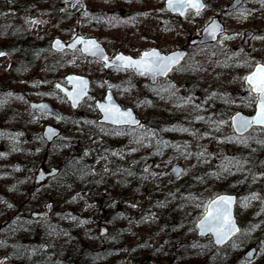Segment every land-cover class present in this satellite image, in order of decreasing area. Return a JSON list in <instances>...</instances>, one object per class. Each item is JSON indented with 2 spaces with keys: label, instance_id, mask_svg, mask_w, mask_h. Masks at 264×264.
<instances>
[{
  "label": "rangeland",
  "instance_id": "rangeland-1",
  "mask_svg": "<svg viewBox=\"0 0 264 264\" xmlns=\"http://www.w3.org/2000/svg\"><path fill=\"white\" fill-rule=\"evenodd\" d=\"M204 1L205 7L199 15L190 10L185 17H180L167 11L165 0H80L75 7H72L74 0H69L68 4L64 0H0V52L6 53L0 56L2 79L13 59L18 57L19 46L26 41L27 35L40 44L50 42L55 36L69 40L78 34L95 35L110 54L125 51L139 55L152 46L165 52L180 47L189 49L184 63L156 84L128 70L105 69L99 60L79 50L62 53L60 59L64 61H58L60 68L52 64L56 67V76L51 84L70 72L89 75L93 80L92 98L85 100L78 109H72L66 98L56 89L51 91L50 83L45 82V77L50 75L46 62L56 57L52 50V53L37 51L35 75L29 86L21 82L16 85L17 91L13 87L0 86V97L6 101V96L13 93L9 100L14 107L12 110L18 109L30 121L27 130L18 132V127L9 125L0 130L6 141L10 139L12 161L19 157L20 147H23L22 153H28L22 168L23 172L30 169L27 173L30 182L34 183L39 166L47 169L59 166L65 149L93 158L94 174L91 181L84 183L85 188L76 181L71 184L68 170L35 185V210L45 211L46 203L51 201L50 215L45 220L52 222L61 217L58 211L65 199L82 213L86 205L95 208L100 198V203L109 211L108 217L117 224L111 226L105 222L98 228L99 234L109 236L119 228L132 236L131 249L124 255L126 264L141 261L135 257L147 252L148 247L155 248L151 264H178L171 256H162L163 249L156 247L161 235L156 233L158 228L151 220L155 213L151 211L153 203L161 198L164 199L161 202L172 198L175 184L176 187L177 184L185 185L173 182L168 173L176 162L183 163L187 173L188 169L195 171L194 166H207L217 175L212 181L217 183L218 189L238 194L236 213L242 231L231 247L235 250L259 241L255 258L246 264L264 262V230L259 231V227L264 228V131H252L239 137L228 129L232 112L237 109L251 111L252 108L243 75L255 62L264 61V5L259 0H243L237 9L228 11L227 5L232 0ZM244 9L250 13H245L247 18L240 15ZM217 15L226 27L218 41L190 45V40L200 36L206 23ZM29 20L43 22L30 24ZM246 29L254 31L247 43L244 42ZM228 36L234 38L226 39ZM108 87L115 91L123 105L136 108L144 120L141 128L116 129L97 122L99 113L92 101L94 97H102ZM47 92L52 94L45 96L43 93ZM188 97H191L190 102ZM41 98L61 108L63 118L56 120L32 113L29 101ZM47 122L61 128L56 150L51 149L50 153L44 147L41 133ZM0 145H4L3 142ZM35 148L36 155L39 154L36 158L29 153ZM228 160L233 165L239 161V165H230L229 170L224 171L222 165ZM12 161L0 159V177L11 173ZM64 188L68 191L66 196L60 192ZM188 191L190 200L202 201L205 195L217 190L199 189L197 194L194 190ZM253 193L257 194L256 199L251 198ZM37 218L33 219L34 224L38 223ZM7 253V250L0 251V264H13ZM243 253L242 250L238 255L243 257ZM202 261L203 258H196V263Z\"/></svg>",
  "mask_w": 264,
  "mask_h": 264
},
{
  "label": "trees",
  "instance_id": "trees-1",
  "mask_svg": "<svg viewBox=\"0 0 264 264\" xmlns=\"http://www.w3.org/2000/svg\"><path fill=\"white\" fill-rule=\"evenodd\" d=\"M32 38L27 35L26 41L21 43L20 53L17 58L13 59L6 71L5 79L0 78V86L13 87L15 91L18 89L16 85L21 82L29 86V82L35 75L33 70L37 64V51L52 53L49 42L40 44L32 41ZM65 52L68 51L55 52L56 57L46 62L45 66L50 71V75L45 77V82L50 83L51 91L55 89L51 84L56 76L54 71L56 67L60 68L61 63L59 62L64 61L60 57ZM54 60L57 62L53 63ZM52 64L56 67H53ZM12 94L6 96V101L0 97V130L5 125L18 127V132L21 129L27 130L30 121L25 119L18 109L12 110L13 104L9 102L12 99ZM43 94L49 96L52 93ZM32 113L40 115L35 109H32ZM228 129L231 131L230 127ZM13 133L20 135L14 131ZM57 139L52 143L44 142V147L49 150L48 153L51 149L56 150ZM9 141L10 139L5 140L3 134L0 135V142L4 144L0 145V159L6 158L12 161L14 156L9 151L11 148ZM22 148L20 147L17 151L19 157L14 158L11 163V173H4L7 177H0V205H2L0 214H3L0 217V251L7 250V255L13 264H126L128 261L124 259V255L131 249L130 239L132 236L119 228L113 230L109 236L99 234L98 228L105 222L110 223L111 226L117 224L108 217L109 211L100 203V198L95 200H98L95 208L86 205L82 213L75 205H70L69 200L65 199L58 211L61 217L58 216V219H54L52 222H46L45 218L33 217L32 213L36 211L34 205L37 202L34 197L36 186L30 182L31 178L27 177L30 169L23 172L24 156L28 153H22ZM36 151L37 148L29 153L34 154L33 157L36 158L39 155H36ZM63 153H65V157L59 164L60 172L55 177L68 170L71 184L76 181L85 188L86 184L84 186V183L91 181L94 174L92 171L93 158H88L86 154L78 153L76 150L67 151L65 149ZM193 168L195 171L188 169V173L185 171L178 179L171 178L173 182L185 183V185L177 184L178 187L175 184L172 198L165 202H161L164 200L161 198L160 201L153 203L151 211L155 213L151 220L158 228L156 233L161 235L156 247L163 249L164 255L162 256H171L172 260H176L178 264H246L248 261L238 254L252 244L259 247L261 244L259 241L248 243L234 250L231 247L232 242L223 247H217L210 238H200L196 235L195 221L201 214L207 199L214 192L205 195L206 197L202 201H192L189 199L190 195L187 191L194 190L197 194L200 193V191L197 192L199 189H212L217 190L216 192L223 191V189H218L217 183L212 181L217 175L207 169V166L201 164L200 167L194 166ZM1 175L2 173H0ZM60 192L66 196L68 191L67 188H64ZM160 208H162L161 211H159ZM35 218L39 219L36 224L33 223ZM263 230V227H259L260 232ZM8 239L12 241H8ZM14 239L17 240L14 241ZM124 246H127L125 250ZM169 246L171 248H168ZM145 250L147 252L139 253L135 259L149 261L154 256L155 248L148 247ZM171 252L173 255H170ZM196 258H203L204 261L196 263Z\"/></svg>",
  "mask_w": 264,
  "mask_h": 264
},
{
  "label": "snow or ice",
  "instance_id": "snow-or-ice-1",
  "mask_svg": "<svg viewBox=\"0 0 264 264\" xmlns=\"http://www.w3.org/2000/svg\"><path fill=\"white\" fill-rule=\"evenodd\" d=\"M69 0H64L65 4H68ZM259 2L264 5V0H259ZM80 3V0H74L72 3V7H75L76 4ZM83 7V5H80ZM169 7H191L196 10V14L199 15L201 10L205 7L201 0H168ZM63 11V9H62ZM245 13H248L247 9H244L243 12L240 13L241 16L247 18ZM184 13L181 12V15ZM250 15V13H248ZM85 15L87 13L85 12ZM30 24L42 23L43 21L29 20L27 21ZM221 26L217 24L214 20L212 23L205 29V31L209 32L210 35L215 38L216 33L221 31ZM236 35H239L237 33ZM233 36H228L226 39H233ZM254 39H260L261 37H253ZM77 44H82L84 47L81 49L82 54H87L92 57H98L105 62V66H108L111 61L104 54L103 50L99 47V45L94 40H85L80 37L75 40V42L69 47L75 48ZM57 47L61 46V42L59 40L56 41ZM6 53L0 52V56H4ZM183 58V53L174 52L171 55H162L158 50L152 49L150 51H145L140 59H133L132 57L125 56L123 54H119L116 57V60L120 62V67L128 68L134 67L141 71V74L144 72L151 73L152 75H166L169 71L172 70L174 65H177L180 60ZM70 82L74 84V90L71 93H67L66 95L72 100L73 106H76L79 100L87 95V85L88 81L80 78V77H69ZM245 82L249 85V96H250V104L255 105V115L252 117L241 116L237 113L232 118V123L237 132L243 135L244 132H247L249 129H253L254 126H259L264 129V64L256 63L255 71H253L250 75L244 77ZM57 88L61 86L59 84L56 85ZM171 87H175L172 85ZM10 95V94H9ZM108 104H100L98 107L104 113V119L109 120L114 124H123V123H136V121L132 117V113L130 111H121V109L111 102V96L108 97ZM187 101H191V97L187 98ZM34 107H46L45 105H39ZM199 108V105H196ZM198 119H203V117H198ZM187 131V129H183ZM54 131L52 129H48L49 139L51 135H54ZM2 135V134H0ZM231 142V141H230ZM243 142V141H241ZM264 143V141H262ZM202 155V154H201ZM237 166L239 165V161H236V164L233 165L231 160H228V163L222 165L224 171L229 170V166ZM107 171V168H105ZM252 199L257 198V194H252ZM246 200L248 198H245ZM233 203V198L230 196H221L216 200H213L210 204L205 207V215L201 219L198 228L200 233L206 234L211 233L215 237V243L217 245L225 243L229 240L235 233L239 232L240 229L236 226L232 215H231V205ZM11 207V205H9ZM131 207H136V205H131ZM75 219V217H73ZM87 223V221H84ZM196 247V245H193Z\"/></svg>",
  "mask_w": 264,
  "mask_h": 264
},
{
  "label": "water",
  "instance_id": "water-1",
  "mask_svg": "<svg viewBox=\"0 0 264 264\" xmlns=\"http://www.w3.org/2000/svg\"><path fill=\"white\" fill-rule=\"evenodd\" d=\"M242 2V0H233L229 5H228V9L229 10H232V9H235L236 7H238V5ZM201 3H203L205 5V2L204 0H201ZM165 5H166V8L169 9L171 12H175V13H179L181 15V12H183L184 14L181 15V16H185L186 15V12L189 8L191 7H169L168 6V0L165 1ZM194 9V8H193ZM215 21L217 24H219L221 26V31L217 32L216 33V36L215 38H213L212 35L209 34V32L205 31V29L212 23V21ZM225 29V26H224V23L220 20V18L218 16H214L203 28L202 30V33H201V37L197 38V39H194L192 40L191 42H195V41H199L200 43H205V42H210V41H216L220 35V33H222ZM251 34V31L250 30H247L246 31V35H245V41H247L249 35ZM84 38L85 40H94L96 41V43L99 45V47L103 50L104 54L109 58V61H111V63L108 65V66H105V62L96 57L97 59H99L100 61H102L104 63V67L105 68H110V67H119V68H123V67H120V62L116 60V57L117 55L119 54H123L125 56H129V57H132L133 59H140L141 55L145 52V51H150L152 49H156L158 50L162 55H171L172 53L174 52H181L183 53V58L180 60V62L177 64V65H174L172 70L178 66L183 60L184 58L187 56L188 54V49L186 48H176V49H173V50H170L169 52H163L160 50V48L158 47H150V48H146L144 49L141 54L139 56H136V55H133V54H130V53H126V52H123V51H119L117 52L115 55H113L112 57H110V54L108 53V51L106 50L105 46L103 45V43L94 35H81V34H78L77 36H75L73 39L69 40V41H66L65 39H63L62 37L60 36H55L52 38L51 42H50V45H51V48L55 51H63L65 49H76V47L79 46L80 50L84 47V45L82 44H77L75 48H72V47H69V45L73 44L75 42V40L77 38ZM59 40L61 42V46L60 47H57L56 45V41ZM87 55V54H85ZM260 64H264V62H258ZM255 66L256 64L253 66V68L248 72L246 73V76L250 75L253 71H255ZM124 69H129V70H132L134 73H136L137 75H147L149 77V79L151 80V82L155 83L158 79V77H165L167 76L171 71H169L166 75H160V74H157V75H152L151 73H148V72H144L143 74H141V71L134 68V67H128V68H124ZM80 77V78H83L85 80L88 81V85H87V95L82 97L79 102L77 103L76 106H73L72 104V100L69 98L68 95H66V92L67 93H71L73 90H74V84L73 82H70L69 81V77ZM59 84L61 87L60 88H57L56 85ZM55 87L57 89H59L64 95L65 97L68 99V101L70 102V105L72 108H78L79 104L83 101V99L87 96H89L91 94L90 92V88H91V79L88 75H84V74H80V73H68L66 76H65V82H62V81H56L55 82ZM111 96V102L115 105H117L121 111H130L132 113V117L133 119L136 121V123H132V122H129V123H123V124H114L112 123L111 121L109 120H105L104 119V113L101 111V109L98 107V105L100 104H105L107 105L108 104V97ZM30 104L34 107V106H39V105H45L46 107H34L35 109H37L39 112H42L44 113L45 115H50L52 117H55V118H61L63 116V112L60 108H58L56 105H54L50 100H46V99H41V100H31ZM95 104H96V108L99 110L100 112V116L97 118V120L101 123H107V124H111V125H114V126H133V127H137L141 124L142 122V118L138 116L136 110L134 107L132 106H126L124 107L117 99H116V96L113 92V90L111 88H107L106 89V93L104 95V97L102 99H99V98H96L95 99ZM239 113L241 116H245V117H252L255 115V109L253 112H245L243 110H237L235 111L234 113L231 114L230 116V122H231V126L234 130L235 133L237 134H240L239 132L236 131L233 123H232V118L237 114ZM48 129H52L54 131V135H51V138L49 139V136H48ZM250 130V129H249ZM248 130V131H249ZM60 128L52 123H46L45 126L43 127V136L44 138L50 142L52 141L56 136L59 135L60 133ZM247 131V132H248ZM246 132H244L243 134H245ZM183 170H184V166L181 164V163H175L173 164L170 169H169V172L172 174L173 177H179L182 173H183ZM59 171V168L56 167V166H53L51 167L50 169H45L43 166L39 167L37 173L35 174V182L36 183H40L42 181H44L47 177L49 176H53L55 174H57ZM221 196H230L233 198V203L231 205V215H232V218L236 224V226L241 229L240 227V224L237 220V217L235 215V207H236V202H237V195L233 192H220L216 195H214L213 197H211L209 199V201L207 202V205L210 204L213 200H216L218 199L219 197ZM51 205H52V202L51 201H48L46 203V211H39V212H34L33 215L34 216H41V217H47L49 216V213H50V208H51ZM206 205V206H207ZM205 211L204 213L197 219L196 221V227H197V235L199 236H205V235H208L210 234L211 237H212V240L214 242L215 245H217L215 243V237L211 234V233H206V234H201L200 233V230L198 228V225L201 221V219L204 217L205 215ZM238 233V232H237ZM237 233H235L232 237H234ZM231 237V238H232ZM230 238V239H231ZM229 239V240H230ZM229 240H227L225 243L223 244H220V245H217V246H222L224 244H226ZM256 246H251L249 249H247L245 252H244V257L248 260H251L254 258L255 256V253H256ZM131 264H151L150 262H147V261H138V262H132ZM264 264V263H263Z\"/></svg>",
  "mask_w": 264,
  "mask_h": 264
}]
</instances>
